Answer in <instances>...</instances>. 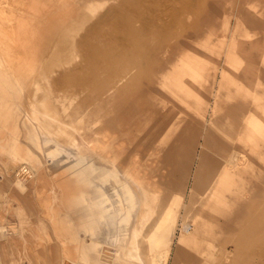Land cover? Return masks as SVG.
I'll return each instance as SVG.
<instances>
[{"label": "rangeland", "instance_id": "obj_1", "mask_svg": "<svg viewBox=\"0 0 264 264\" xmlns=\"http://www.w3.org/2000/svg\"><path fill=\"white\" fill-rule=\"evenodd\" d=\"M14 20L37 27V41L17 54L0 39V62L25 73L17 86L43 78L38 118L71 134L50 135L64 141L60 155L42 135L37 153L85 163V198H56L84 199L85 222L102 229L97 245L119 250L114 264H141L129 211L138 182L156 206L176 204L155 264H264V0H0V35L11 37ZM242 126L253 136L240 139ZM0 166L17 184L20 165Z\"/></svg>", "mask_w": 264, "mask_h": 264}, {"label": "crops", "instance_id": "obj_2", "mask_svg": "<svg viewBox=\"0 0 264 264\" xmlns=\"http://www.w3.org/2000/svg\"><path fill=\"white\" fill-rule=\"evenodd\" d=\"M7 22L17 27L12 29L11 37L1 34L0 39L10 42L16 41L18 47L17 51L14 44L11 47L2 44L3 48L1 49L7 48V56H11L12 51L22 54L20 48L28 50L27 45H30L28 43L31 40L34 41L35 38L37 41V27L28 29L26 27L30 24L28 20ZM29 31L31 35L26 39ZM20 57L26 59L27 56ZM13 67L7 62H0V85L4 86L0 87V161L7 166L20 165L19 169L23 165L28 166L32 170L33 177L26 184L29 196L21 195L16 186V178L11 181L7 180L2 173L3 168L0 166V180H5L3 184L0 181V198L3 200L2 203L0 202V229L2 226L11 227L14 230V232L3 237L0 232V244H3L2 248L0 246V264H23L24 262L26 264H63L65 256L71 257L75 264H79L81 246H79L80 244H72L71 241L75 239L77 233L75 228H80L81 223L85 222V213L84 211L81 213L80 210H84L86 204L84 199L78 201L57 200L56 196L60 192L63 195L64 191L61 189L62 186L56 185L54 181L56 174L65 175L67 179L61 184L69 186V189L73 190L72 192H77L78 197L85 198V163L73 168L71 164L63 161L64 159L70 160L69 155L60 159V165L53 164L52 159L45 154L38 155L37 140H40L42 135L37 121L39 106L36 95L34 96V104H27L26 97H31V95L28 94L27 89L22 90L16 86L17 79L15 77L24 76L25 73L21 69L17 75L15 66ZM50 113H55L53 106H51ZM255 118L256 116H251L250 122ZM50 123L48 126L51 127V130L60 129L61 133H64L62 134L64 141L71 137L69 128H63L60 122H54V120L53 123ZM239 131L240 139L248 134L253 136V133L243 130V126L240 127ZM72 135L74 134L72 133ZM21 137L29 142V146L21 145ZM81 137L85 142L86 132H82L78 128L77 138L79 142ZM64 141L51 139L50 146L58 155L64 152L59 147ZM247 149L245 148V150ZM24 156H29L33 164L23 162ZM39 178L43 183L42 186L39 185ZM9 184L12 186L10 187ZM4 186L8 188L9 193L7 195L1 194ZM49 194H54V198H50ZM43 217L49 221L45 222Z\"/></svg>", "mask_w": 264, "mask_h": 264}, {"label": "bare ground", "instance_id": "obj_3", "mask_svg": "<svg viewBox=\"0 0 264 264\" xmlns=\"http://www.w3.org/2000/svg\"><path fill=\"white\" fill-rule=\"evenodd\" d=\"M44 85L45 84L43 78L35 77L32 80H28V83H26L24 87L21 85L18 86L16 85V86L22 90L27 89L28 94L31 95V97L25 96L27 99V104H33L35 95L36 96L44 95L41 94L43 93ZM1 87L4 86L2 85ZM38 116L39 115L37 114L38 125L41 127V129H43L41 135L50 136L56 134L58 135L57 137L62 138V134L64 133H59V132L55 133L53 130L52 132H50V129L46 128L48 126L47 120H40ZM47 138H51V136ZM20 169H19L20 171L18 170V174H17L18 181L16 186L23 195L29 196L28 195L29 193L26 190V182L27 180L29 181L33 177V174L28 167L23 166V168ZM101 170H105V168H101ZM56 175L57 176L55 177L54 183L56 185L58 184L62 186L61 189L64 191L62 197L63 198L70 197L73 194V192L71 191L72 189H69L70 188L69 186L66 185L64 186L61 184L63 181H66L67 179L66 176L60 173ZM38 182L40 186L43 185L40 178L38 179ZM137 185H138L137 196H136L137 204L134 205L133 203L131 208L129 207L130 212H133L134 207L137 210V213H134L133 216L134 220L132 218V223L130 226L132 238L136 241V246H134L133 249V251L136 252V255H133L132 258H136V260L140 261L141 264H155L156 262L158 263V261L162 259L161 246L162 244H164V240L166 238V231H167V229L164 228L165 226L164 224L166 222H169V216L172 214L173 208L176 204L175 203L161 204L159 201L160 204L158 203V205L156 206V204L152 203L156 197L149 190V187L144 186L140 182H138ZM119 198L122 199V197ZM129 202H130L129 200H125L124 202L121 200L119 204V208L122 212L126 210V206L127 204H129ZM153 205L154 207L157 208L152 210L151 207ZM200 213L203 214L201 210ZM82 224L81 227L78 229V233L80 232L82 233L80 237L82 238V242H83L82 244H84L83 247H80L81 257H82L81 258L82 263L80 262V264H91L90 262L94 256H96L95 257L96 262L98 261L100 264H114L115 260L118 259L119 250L117 249L111 250L110 246L108 247V245L105 244L97 245V241H99V237H100L98 231L100 233L102 232L101 227L99 225L96 226L95 223L93 222H89V223L83 222ZM183 229L186 230V227ZM0 232L2 234V237L5 236L4 227L0 229ZM71 243L75 245L79 244L77 236H75V239L71 241ZM97 246L98 248H96ZM139 247L143 248L144 250L143 253L137 252V249ZM63 264H69V261L66 260L65 262H63Z\"/></svg>", "mask_w": 264, "mask_h": 264}]
</instances>
